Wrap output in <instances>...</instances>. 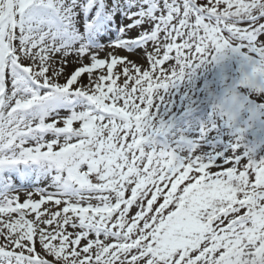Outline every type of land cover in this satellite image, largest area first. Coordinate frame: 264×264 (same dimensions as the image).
Masks as SVG:
<instances>
[{
  "label": "snow or ice",
  "instance_id": "6c2138e0",
  "mask_svg": "<svg viewBox=\"0 0 264 264\" xmlns=\"http://www.w3.org/2000/svg\"><path fill=\"white\" fill-rule=\"evenodd\" d=\"M0 264H264V0H0Z\"/></svg>",
  "mask_w": 264,
  "mask_h": 264
},
{
  "label": "rangeland",
  "instance_id": "374dc122",
  "mask_svg": "<svg viewBox=\"0 0 264 264\" xmlns=\"http://www.w3.org/2000/svg\"><path fill=\"white\" fill-rule=\"evenodd\" d=\"M101 55H103V53L101 54ZM142 55V54H141ZM137 58V57H136ZM140 60H142L140 57H138ZM135 59V58H134ZM143 61V60H142ZM143 63V62H142ZM77 65H75V64H73V65H70L69 66V68H67L66 69V74H68V73H71L72 71H73V69L76 67ZM83 80H84V82L86 83L87 82V80H86V74H85V76L83 77ZM34 215V214H33ZM29 218H31V217H29Z\"/></svg>",
  "mask_w": 264,
  "mask_h": 264
},
{
  "label": "bare ground",
  "instance_id": "6f19581e",
  "mask_svg": "<svg viewBox=\"0 0 264 264\" xmlns=\"http://www.w3.org/2000/svg\"><path fill=\"white\" fill-rule=\"evenodd\" d=\"M104 55V54H103ZM102 55V56H103ZM133 58H135V59H137L138 60V62H140V63H142L143 61L142 60H140L138 57L136 58V57H133ZM69 68V67H68ZM86 80H87V75H86ZM41 187L43 186V185H40ZM21 198H22V200L21 201H23L24 199H25V196L24 195H21ZM34 198H38V196L37 197H34Z\"/></svg>",
  "mask_w": 264,
  "mask_h": 264
}]
</instances>
